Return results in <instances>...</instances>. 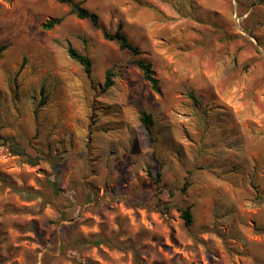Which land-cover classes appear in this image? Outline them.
<instances>
[{
	"label": "rangeland",
	"instance_id": "1",
	"mask_svg": "<svg viewBox=\"0 0 264 264\" xmlns=\"http://www.w3.org/2000/svg\"><path fill=\"white\" fill-rule=\"evenodd\" d=\"M85 7L111 33L123 24L160 92L70 6L0 0V134L42 156L0 145V264H137L135 251L142 264H264V0Z\"/></svg>",
	"mask_w": 264,
	"mask_h": 264
},
{
	"label": "trees",
	"instance_id": "2",
	"mask_svg": "<svg viewBox=\"0 0 264 264\" xmlns=\"http://www.w3.org/2000/svg\"><path fill=\"white\" fill-rule=\"evenodd\" d=\"M57 3L65 4L71 7V13L74 14L78 19L81 20H88L92 23V25L97 28L101 29L103 32V36L108 41H114L118 44L119 48L122 51L128 52L131 55H134L137 57L135 60V64L137 67L141 70L144 79L150 84L151 88L155 92H160V81L156 76V72L154 70L153 64L148 61L147 59L142 57V51L139 46L133 44L127 34L124 31V26L122 23H120L114 33H111L107 31L100 20V16L98 13L93 12L89 10L87 7H85V3H87L89 0H82V1H76V0H55ZM64 21V18H55L47 21L45 24L42 25V28L44 30H52L54 27L60 25ZM5 49H7L6 46L0 47V53H2ZM68 53L70 58L77 62L79 65L82 66L86 76L88 79L92 78L93 75V61L92 59L85 54L79 53L77 50H75L72 47H69ZM114 77L115 72L112 69L107 70L106 72V80L104 84V88L106 90L111 89L114 86ZM192 100L196 103V107L199 108L200 102L198 99L191 95ZM142 122L146 129L151 132L152 126H153V119L150 114L143 113L142 114ZM0 145L7 147L11 153L14 155L22 157L26 162L28 163H37L42 156H32L29 152L27 147L23 146L20 142L16 141L12 137H3L0 134ZM54 169H57V166L54 165ZM152 177L157 181L161 180V174L158 173L153 175L151 173ZM54 179L48 181L49 188L52 190L53 193L58 194L60 192V187L57 182V177L54 176ZM4 179V178H2ZM5 181V179H4ZM24 193V192H23ZM42 195V193H40ZM26 195H31L30 193H27ZM38 194H35L34 196H30L31 198L36 197ZM182 219L184 220V223L187 227H190L193 223V214L191 212V209L189 207L187 208H181L180 209ZM78 244L83 245H98L102 242V239H81L78 238L75 241ZM135 257H136V263L142 264L141 259L139 258V254L137 251H135Z\"/></svg>",
	"mask_w": 264,
	"mask_h": 264
}]
</instances>
